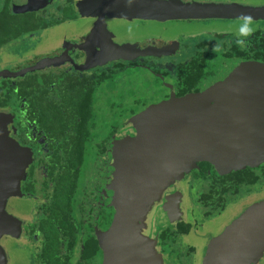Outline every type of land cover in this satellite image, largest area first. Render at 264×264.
<instances>
[{"label": "flooded vegetation", "instance_id": "1", "mask_svg": "<svg viewBox=\"0 0 264 264\" xmlns=\"http://www.w3.org/2000/svg\"><path fill=\"white\" fill-rule=\"evenodd\" d=\"M82 0H22L23 2V8L22 10H18V7H21V0H0V12L2 13V9H6L7 16L13 17L14 19H21V27L15 26L14 23L7 22V18H5V21L2 22V25L5 27L4 29H0V49L2 47H5L7 44H10L12 41L15 40H21L23 38V42L30 45V41H26L25 39H36L40 36L37 35L42 30L45 31V29L54 27L56 25H64L66 22L73 23L79 18H89L91 19V25L93 31L96 30L97 27H101L103 29V33L108 36V40H101L102 37L99 36H89V33L91 30L84 31V32H76V34L69 39L66 38L65 34L63 35V40L59 41V43H49L46 47H40V49H37V51L34 53L32 50L28 51L24 54V62L27 64L25 67L21 68V63L23 61V58L18 57L17 59V65L15 68V71H8L6 70L2 65L0 64V90H5L6 84L9 85V87H12V91L14 93H18L19 98L17 102V107L15 108V112L13 109L9 107H0L1 112L8 113L10 115L11 121L8 123V129H9V135L14 138L19 145L26 147L29 149L31 153V161L28 164V166L25 169L26 176L28 172L31 170L29 169L32 164H34L36 160H34V154L38 157L41 156L43 159H50L51 153L57 147L56 141L53 140V134L48 131V126H45L43 123L44 118H47L45 114L49 113L44 109L35 110L33 113L31 109L29 108V100L32 96H35L40 100V107H46L48 106V103L53 106H64L66 101V93L69 92L68 88L72 86L69 85L70 83L73 85L74 88H78V86L85 87L86 81H91L92 79H95L98 74L104 73V74H111L117 70H121L125 66H136L141 65V67H150L151 64L147 62H142V59L145 58H169L175 55V53H178V50L180 53H185L182 57V61H178L175 65L169 66L167 62L163 63H157L155 67L153 64L152 71L155 75V77L160 78L162 81L163 86L167 88V91L161 95V96H153V98L148 99V103L150 104L151 101H155L157 104H166L165 106L171 107L170 109L173 111H177L178 117L180 115L184 116V129L185 133L189 132L190 135H192V129L195 130L198 134H201V137L210 143H214L215 139L219 138L222 139V143L227 142L230 137L236 138V135L232 136L231 131H240V120H237L236 111L241 109L242 103L240 97L235 98V94H231L230 96H227V98H218L217 89L211 88L208 86L214 84L212 80H210V77L213 76L211 68L205 69L206 75L200 79H193L190 80L192 83V87L190 90L185 89L181 90L180 88L182 85L178 84V80L180 83H183L181 79H184V77H181V74H185L186 72H191L190 68L187 67V63L193 58L197 57L198 60L201 58L202 61L206 60H212L214 57L213 50H219L220 53L224 52V49L226 50L231 44H236V36L232 40H230L229 43H226V39L228 40L229 36L225 33L221 32H215L214 34L210 35L209 39H202L200 41H196L195 44L187 45L184 42L180 43V39H165V40H159V37H150V38H143L142 36H137V33H135L136 29H130V35L128 37H121V39H118L114 37V35L109 38V30L107 31V27L104 25V22L106 21H113L117 19L122 18H104L99 19L96 16H90V15H81L78 11V5ZM85 1V0H84ZM183 2H213L208 0H180ZM223 1V0H221ZM218 3H238V4H245V5H262L264 4H250L246 3L245 0H228ZM197 20H201V18H195ZM206 19H220V18H203V20ZM96 22V25L94 21ZM126 21H155V22H165L168 20H194L193 18H173V19H165V20H153V19H123ZM90 25V26H91ZM94 25V26H93ZM80 26V25H79ZM262 30V29H259ZM79 31V30H78ZM42 33V32H41ZM40 33V34H41ZM262 35L264 36V30L261 31ZM251 36L248 38L247 44L244 47H240L236 44L239 48H246L251 43ZM110 45H126L130 46L132 48L136 47V49L143 50L145 53L143 54H133L128 51L123 50H114L108 51L107 49ZM181 45V46H180ZM252 45V44H251ZM120 51V52H116ZM30 52H32L30 54ZM112 52V53H111ZM1 53V51H0ZM36 55H39L38 59L36 61H31L30 59L34 58ZM48 60V61H43ZM241 62V60L239 61ZM237 62V63H239ZM87 64L88 67L80 69L79 66ZM34 65H37V67H33ZM123 65V67H122ZM206 66V63H205ZM137 67V66H136ZM32 68V69H30ZM96 70H99V73L95 75ZM17 71H21L22 73L20 75L16 76H8L5 75L7 73H14ZM212 74V75H211ZM168 78L171 79V81H166ZM18 78V79H17ZM81 81V82H80ZM164 81V82H163ZM28 82V84H27ZM27 84V85H26ZM30 86V87H29ZM100 85L94 86V92L98 89ZM215 86V85H213ZM21 88H26V91L29 93L28 96H21ZM19 90V91H18ZM94 92H93V98H94ZM192 92V93H190ZM244 91L240 90V94H242ZM226 93L229 94V90L226 89ZM72 94L74 95V91L72 90ZM70 95V92H69ZM31 96V97H30ZM75 96V95H74ZM211 97L214 100H211ZM76 101L78 102V98H76ZM153 99V100H151ZM93 100V99H92ZM218 102H222L221 105ZM42 104V105H41ZM148 104V105H149ZM214 107H213V106ZM235 106V107H233ZM146 107V106H145ZM63 108V107H62ZM220 112V115H217L216 113H213V109ZM173 111V112H174ZM167 114L169 111H165ZM183 113V114H182ZM135 114V113H134ZM133 114V115H134ZM31 115H35L33 118ZM17 116V120L14 118ZM132 116V115H131ZM77 120V119H76ZM200 120V122H199ZM68 128L67 131L72 132V128L74 127V122L70 121L67 122ZM20 126V127H19ZM124 126V127H123ZM236 126V127H234ZM120 128V129H119ZM242 130V129H241ZM117 132H120L117 135ZM123 135H129L133 138L137 137V128L136 126H132L131 123L127 124L125 126V122L123 125L117 127V129L110 134V136L107 138V140L103 143L104 145V155L102 159L104 160V164L102 166V171L100 173H96V175L93 176L92 180H90L91 172H93V169H88L87 174L85 175L83 172V179L81 180L82 185H84V189L88 190L91 189L90 192L97 190L99 192L102 191L104 188L103 193L109 196V189L111 184V180L108 178L111 175L107 172H110V167L114 164L112 163V160H116V151L117 153H120L119 149H116V147H110V144H115V141H111V139H115L120 134ZM182 133V134H183ZM235 134V133H234ZM214 136V139H211L210 137ZM217 136V137H216ZM146 137H141L140 139L143 140ZM210 138L211 140H208ZM151 139V138H150ZM149 140V139H148ZM218 140V139H217ZM219 141V140H218ZM219 146H217L218 148ZM173 155L170 156L172 158ZM112 159V160H111ZM149 158L143 159L142 161H139L138 164L141 165V167L133 168L131 172L132 179L136 178L137 180L139 178L141 179V194L139 195V198H141V202L146 205L145 209V217L143 222L141 223V226L138 227L136 225V228L138 232L142 235L143 231L145 230V227H148L147 233L148 236H150L151 241H149L143 237L148 242L141 241L142 239H139L137 236L134 238V243L131 244L136 253L140 255H144V257L147 259V262L150 264H166L164 261L161 260V256H164V253L160 252V242L166 241L168 243H176L178 241V238L181 236L185 237L187 236L189 227H192V225L188 222H185L183 220V217H181L177 221H174L172 223H162V218L160 217V212L157 211L158 207L157 205H167L170 208L177 209L181 208V199L185 198V193L181 191V185L189 181L192 185L193 183L198 181H204L202 178L195 177V171L193 169L195 168V165H191L186 173V176L182 177V175H178V167L179 165L175 166L173 168L170 167L171 171H166L165 174H160L164 176L165 179V189H168L164 191L166 192H172L175 189L178 190L176 194L179 196V199L172 198L171 203H167L166 199H164L162 202H154V198H148L147 197V185H148V175L151 174L152 168L147 165V161ZM155 159V156L154 158ZM165 160H163L164 162ZM211 164L215 163L208 161ZM32 163V164H31ZM46 163H48L46 161ZM209 163V164H210ZM137 164V165H138ZM216 164V163H215ZM175 165V164H174ZM173 168V169H172ZM42 170V165L38 164L36 166H33L32 171ZM210 169H208V172ZM25 174V173H24ZM159 175V176H160ZM118 178H121L120 172L116 175ZM180 176V177H179ZM50 177V175H49ZM114 179V178H113ZM116 179V177H115ZM206 180V179H205ZM92 181V182H90ZM113 181V180H112ZM24 183V180H21V199L24 202V207L21 209V212L25 211L26 208V201L24 200L25 197L26 200L33 199L35 202L39 201L40 204L45 202V198L42 196L36 198L34 195L22 193V184ZM86 185H85V184ZM91 183V186H90ZM161 187V188H162ZM160 188V191H161ZM106 195L107 201L108 197ZM172 196L174 194L172 193ZM225 195L223 196V198ZM9 198H15V197H9ZM8 198V200H9ZM157 198H160L158 196ZM7 200V202H8ZM168 200V199H167ZM165 203V204H164ZM109 204V203H108ZM7 205V203H6ZM110 205V204H109ZM40 206V205H39ZM111 206V205H110ZM211 207V206H210ZM210 207L205 206V212H207V215H209L211 210ZM204 212V213H205ZM148 220H147V219ZM34 221V220H33ZM188 224L189 227L187 228V231L183 233H177L176 227L177 224ZM32 226V222L26 223L21 221V238H31L30 236L34 237L31 238L34 241H38L36 246V252L34 254V262L35 264H42L40 262L35 261V257L37 254L40 253V246H41V237L35 236V234H32L31 229H29ZM127 230V229H126ZM169 233L168 237L162 240L161 232L166 231ZM103 231L102 229L100 231L101 238L99 242V248L101 250L99 257H100V263L99 264H137V260H132L129 255L132 254L130 251V247L128 248V251L126 253L120 254V259L116 258L115 255L113 256H107L108 248L113 247L111 244H104L103 241ZM191 233V232H190ZM40 239V240H39ZM133 240V237H131ZM156 243V244H155ZM121 246V245H120ZM119 246V247H120ZM107 249V250H105ZM126 255V256H124ZM129 257V258H128ZM88 264V263H87Z\"/></svg>", "mask_w": 264, "mask_h": 264}, {"label": "rangeland", "instance_id": "2", "mask_svg": "<svg viewBox=\"0 0 264 264\" xmlns=\"http://www.w3.org/2000/svg\"><path fill=\"white\" fill-rule=\"evenodd\" d=\"M208 1L218 3L225 0ZM245 1L250 4H264V0ZM22 4L23 2L21 0V7L16 5L18 10H22ZM96 22L97 21L95 20V25ZM240 22L241 19L168 20L165 22H155L149 20L126 21L123 19H117L110 22L106 21L104 22V25L107 27V31L109 30V38H111L112 35H114L115 38L118 37V39H121V37H128L130 35V31L128 29L130 28L136 29L135 33H137V36H142L145 39L150 37H159V40L174 38V40L180 39V43L184 42L187 45H191L195 44L196 41L209 39L210 35H212V33L214 34V31L227 34L229 38L225 41L226 43H229L230 40L236 36ZM253 22L255 30H264V20H253ZM90 25L91 19L79 18L73 23L66 22L64 25H56L45 29V31L38 30L42 32H40L41 34L37 33V35L40 36L39 38L25 39L26 41H30V45L24 43L23 38H21V40L12 41L10 44H7L5 47L0 49V64H3L2 66L8 71H15V67L19 65L17 64L18 57H21L22 59L26 52L32 50L35 53L37 49H40V47H46L49 43L52 44L54 42L58 44L59 41L63 40L62 33L65 34L66 38L69 36L70 38H68L71 39L76 34L75 31L84 32L88 30L89 27L90 31L93 28L92 25ZM91 35L102 37L101 40L103 41L108 40V36L103 33V29H101V27H97L95 31L91 30L88 37ZM212 50L214 57L212 60L205 61V69L207 66L208 68H211L213 76L210 77V80H212L214 84L208 86L207 89L209 87L216 88V95H218V98L224 99L227 98V96H230L233 92L227 94L226 90L223 88V82H226L227 78L231 79L230 75L234 74V77H236V75H238L237 67H240L245 63L244 60H241V62H239L236 66L228 68V58L222 55L219 50ZM31 53L32 52H30V54ZM184 54L185 53L182 54L178 50V53H175V55L173 54V56L169 58L148 57L142 59V62L151 64L150 67L152 68V64L157 67V63L159 64L163 62H167L169 66H171L172 64L175 65L178 61H182L181 59ZM38 57L39 55H36L30 60L36 61ZM20 63L21 68L27 65L24 62V58ZM150 67L125 66L121 70L111 73L108 78L100 81V86L94 92V98L92 100L93 104H91L92 114H90V118L87 123V125H89L91 142L89 145L90 147H87V154H85L86 163L87 159L91 161L95 158L93 153H96L98 147H101V144H103L110 136V128L113 126L118 127V125H120L121 116L128 109L129 112L132 110L138 111V107L141 103L153 98V96H161L167 91V88L163 86L160 78L155 77L152 68ZM98 73L99 70H96L95 75ZM166 81H171V79L167 76ZM211 100L214 99L211 97ZM218 103L221 105L222 102ZM148 104L149 103L145 106L152 107L157 103H155V101H151V103L149 105ZM142 110L143 109L138 112L136 111V113L132 116H125L124 122L128 123L132 121L135 115L140 113ZM213 113L220 115L218 109H213ZM158 126V122H156L155 124L152 123L151 127L149 126L148 128V130H150V135L155 134V132L152 133V131L157 130V134L154 135V139L146 137L141 140V137H145L147 135L141 136L140 134H137L138 138L136 139L129 135H123L122 133L115 139H111V141H115V144L109 145L110 147H116V149H119L120 151L123 150L125 156L127 155L126 157H128H124L123 160L125 161L118 165L120 176L125 177L122 182H125L124 185L127 189H132L134 185V180L131 176L132 169L135 167H141L138 162L149 158L147 165L152 168V178L147 185V190L149 191L147 192V197L154 198L155 203L159 201L162 202L164 199H166L167 203H171L172 198H180V195L178 196L176 194V192H178L176 189L172 192L169 191L164 193V191L168 189L162 187L165 186V179L163 175H160L161 173L165 174L166 171H171L170 167L174 166L173 159L169 158V156L173 155L175 152L172 151L173 147L177 148V159L182 156L183 152V154H185V159L196 166H199V164L204 162L215 161V163H221L220 165L226 168L233 165V163L242 164L254 159V157H252L251 149L248 150L247 148V141L243 139L242 141H237V138L230 137L227 142L221 144L222 139L217 138L219 141L215 139L214 143H210L205 141L201 137V134H198L195 130H192L193 133L188 138H181L180 136H173V133L178 135V132L171 131L172 128L164 131L163 129L158 130ZM231 132V134L237 133L234 130ZM119 133L120 132H117V135ZM106 136L108 137L105 139ZM214 138V136L211 137V139ZM211 139L208 138V140ZM217 146L219 147L217 148ZM115 151V157L119 158V154L117 153L118 150ZM153 155L160 157L164 156L168 159L163 162V158H156L153 161ZM180 165L182 168L180 167L178 171L180 176L182 175V177H184L186 176L190 165L181 161ZM88 166V168L93 169L94 171L97 170L99 173L102 171V166L99 162L93 161V163H89ZM84 173L88 176L87 170H85ZM111 173H113V176L116 177L114 172L111 171ZM141 179L142 178L138 179L139 183L141 182ZM207 184L208 180H197V182L192 185L189 181L184 182L181 185V191L185 193V198L181 199V208L177 207V209H173L167 205L156 206H159L157 211L160 212L162 223L166 224L177 221L180 218L181 213L183 220L192 225V227H189V234L185 237L181 236L178 238L176 243L160 242V252L164 253V256H161V260L166 264H204V257L208 244L213 239L227 232L230 224L234 222L244 210L264 199V179L261 178L257 183L251 186L241 187L234 194L230 192L224 194L225 197L223 198L222 209L217 210L219 207L215 206L214 209L212 206L210 209L208 208V210L211 211L209 215H207L204 213L205 206L201 204V201L198 198L199 193L206 189ZM172 193L174 196H172ZM158 196H160V198H157ZM26 198L27 197L24 198L27 203L25 213L24 211L21 212V209L24 207V202L22 201L21 196L12 199L9 198L5 210L19 218L21 221L26 222L27 224L32 222L33 224V219L39 213L40 203L39 201L35 202L33 199L26 200ZM99 199L102 201V198ZM144 217L141 221L135 223L130 220L123 219L122 221L119 219L117 223L118 232L116 233L115 238H118V240L121 238H127L131 241V243L138 241L134 238L136 237L137 239V236L139 237L141 234L138 232L136 225L140 227ZM123 227L125 228L124 230H122ZM147 230L148 227H145V230L142 229V235L149 242L145 240L142 235L139 239H142L141 241H144L145 243H150L151 238L148 236ZM131 237H133V240ZM37 243V240L34 241L31 238H21V236L18 238H12L10 236H2L0 238V245L5 252V264H35L34 254L36 252ZM99 261L100 257L98 253L91 258L92 264H99ZM248 264H264V247L252 260L248 262Z\"/></svg>", "mask_w": 264, "mask_h": 264}, {"label": "water", "instance_id": "3", "mask_svg": "<svg viewBox=\"0 0 264 264\" xmlns=\"http://www.w3.org/2000/svg\"><path fill=\"white\" fill-rule=\"evenodd\" d=\"M78 11L81 15L96 16L99 19L104 18H122V19H153L165 20L173 18H220V19H240L241 14L250 15L253 20H264V6L245 5L238 3H213V2H183L180 0H82L78 5ZM123 50L133 54H143V50L132 48L126 45H110L108 51ZM116 51V52H120ZM112 53V52H111ZM48 61V60H43ZM237 67L238 75H230L226 82H223V88L235 94V98L240 97L241 109L236 111L237 120H240L239 133L236 135L237 141H247L248 150L251 149L252 157L249 162L223 167L221 163H213L219 173L242 167L244 165L257 166L264 161V64L256 62L248 63ZM33 67H37L34 65ZM88 67L87 64L79 66L80 69ZM32 69V68H30ZM22 72L7 73L8 76L20 75ZM221 84V83H219ZM240 90L244 91L240 94ZM166 104L159 103L154 106H147L140 113L136 114L134 119L128 123L136 126L137 133L147 135V138H155L157 130L152 131L155 134H149V126L158 122V130L164 131L171 129L177 131L178 135L173 133L174 137L188 138L184 134V116L178 117L177 111H172ZM235 107V106H233ZM236 108V107H235ZM165 111H169L168 114ZM183 114V113H182ZM153 119V121H152ZM11 121L10 115L0 111V238L10 236L18 238L21 234V220L5 210L9 197L21 196L20 182L24 177L25 169L31 161V153L28 148L19 145V143L9 135L8 123ZM151 122V123H150ZM200 122V120H199ZM124 127V126H123ZM242 129V130H241ZM193 130V129H192ZM162 131V130H161ZM184 132V133H183ZM183 133V134H182ZM152 136V137H150ZM154 136V137H153ZM211 138V137H210ZM174 166L183 163H190L185 159V154L177 159V148L173 147ZM119 158L111 159L113 166H109L111 176V186L109 189L108 203L111 205L110 220L103 231L104 244H111L108 248L107 256L115 255L120 259V254L132 252L129 257L137 264H150L144 255L136 253L134 247L127 238H115L117 223L119 219L130 220L133 223L141 221L144 217L146 205L141 202V183L133 178L134 185L132 189L125 187V177L118 178L113 176L120 172L118 165L126 157L124 151H120ZM170 152V151H169ZM181 152V151H180ZM168 158L153 155L152 158ZM128 158V157H126ZM170 158V156H169ZM176 158V159H175ZM153 159V161L155 160ZM129 160V159H127ZM162 164V163H161ZM172 168V169H173ZM182 168V167H181ZM178 175H180L178 171ZM114 178V179H113ZM148 182L151 174L148 175ZM113 180V181H112ZM125 228L123 227L122 230ZM126 231V230H125ZM108 242V243H107ZM121 245V246H120ZM120 246V247H119ZM130 247V248H129ZM264 247V199L244 210L234 222H232L227 232L213 239L207 247L204 257V264H248L259 251ZM130 249V251L128 250ZM107 250V249H105ZM126 256V255H124ZM128 257V258H129ZM6 263L5 252L0 245V264ZM106 262L105 264H107Z\"/></svg>", "mask_w": 264, "mask_h": 264}, {"label": "trees", "instance_id": "4", "mask_svg": "<svg viewBox=\"0 0 264 264\" xmlns=\"http://www.w3.org/2000/svg\"><path fill=\"white\" fill-rule=\"evenodd\" d=\"M6 14V9H2V13L0 12L1 30L5 28L2 25L5 18H7V22L21 27V19H17V17L14 19ZM261 31L259 29L254 31L250 38L252 45L250 44L246 48H239L236 44H231L226 50L224 49V52L222 50L221 54L228 58V68L236 66L240 60L264 64V36ZM202 60V58L198 60L197 57H193L187 63L191 72L179 76L180 79L184 77L181 79L183 83L178 80V84L182 85L181 90H190L192 87L190 80L200 79L206 75L207 72L204 69L206 62ZM136 66L141 67L140 64ZM109 76V74L104 73L98 74L95 79L86 81L88 84L85 87L74 88L70 83L72 89L71 87L68 88L70 95L69 92L66 93L63 108L61 106L55 107L49 103L46 107H40V100L35 96H30L28 106L32 113L35 110L39 111V109L49 112L45 114L47 118H44L42 124L48 126V131L53 134V140L56 141L55 145L60 146L51 153L50 159H43V157L34 154L36 161L34 164L31 163L29 168L31 170L27 176L25 172L23 177L22 193L34 195L36 198L42 196L46 200L40 204L39 213L29 228L32 234L41 237L40 253L35 257L36 262L42 264H92L91 258L101 252L99 248L100 231L106 228L109 223L111 206L103 193L104 188L101 192L97 190L90 192L91 189H84L81 180L83 179V172L90 169L88 168L89 163L96 161L101 163V166L104 164L102 157L105 148L103 144L98 147L96 153H93L95 158L91 161L87 159V163L85 162V154H87V147H90L91 142L87 123L90 114H92L91 104H93L94 86L100 85V81ZM6 86L5 90H0V107H9L15 112L19 95L14 93L8 84ZM72 90L75 96L72 94ZM28 95L26 88H21V96ZM75 97L78 98V102ZM147 103L148 101L141 103L138 111L144 109ZM136 111L129 112L128 109L121 116V123L118 127L123 125L125 116H131ZM31 116L35 117V115ZM14 119L17 120V116ZM70 121L74 122L72 132L67 131V122ZM116 129L117 127H111L110 134ZM209 163L204 162L199 166L195 165L193 169L196 172L195 177L208 180L206 189L198 195L201 204L206 207L213 206L215 209L216 206L219 207L217 210H221L224 194L228 192L234 194L241 187L251 186L257 183L259 179H264V161L257 166L244 165L221 173L213 164ZM38 164L42 165V170L33 172V166ZM208 169H210L209 172ZM96 173L99 172L97 170L91 172L90 180ZM99 198H102V201ZM188 227V224L179 223L176 232L183 233L187 231ZM161 233L160 238L162 240L169 235L167 230ZM30 237L34 239L32 236Z\"/></svg>", "mask_w": 264, "mask_h": 264}, {"label": "clouds", "instance_id": "5", "mask_svg": "<svg viewBox=\"0 0 264 264\" xmlns=\"http://www.w3.org/2000/svg\"><path fill=\"white\" fill-rule=\"evenodd\" d=\"M241 22L236 33V44L244 47L248 38L254 33L253 18L248 14H241Z\"/></svg>", "mask_w": 264, "mask_h": 264}]
</instances>
